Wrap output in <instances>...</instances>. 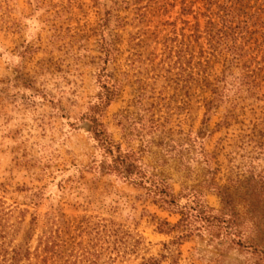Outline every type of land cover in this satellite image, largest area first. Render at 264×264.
Segmentation results:
<instances>
[{"label":"rangeland","instance_id":"374dc122","mask_svg":"<svg viewBox=\"0 0 264 264\" xmlns=\"http://www.w3.org/2000/svg\"><path fill=\"white\" fill-rule=\"evenodd\" d=\"M221 5L242 7L237 50L214 44ZM109 81L112 139L223 222L169 231L179 210L107 168L83 116ZM18 250L19 264H264V0H0V264Z\"/></svg>","mask_w":264,"mask_h":264},{"label":"trees","instance_id":"16d2710c","mask_svg":"<svg viewBox=\"0 0 264 264\" xmlns=\"http://www.w3.org/2000/svg\"><path fill=\"white\" fill-rule=\"evenodd\" d=\"M233 7L220 6V10L225 14L221 16L222 28L217 32V41L214 44H223L235 40V44H231L228 48L231 50H237V38L235 34L240 30L243 31L241 12L242 7L238 12ZM234 37V38H232ZM107 84V85H106ZM106 93L100 97V101L91 107L90 111L83 116L91 124L90 131L98 142L104 147L106 153L110 156V163L108 169L124 179L131 180L139 185H147L150 193L169 208H176L182 214L180 222L174 226H171L168 230L180 229L183 236H189L193 231L198 229V223H204L205 226L213 225L221 221V217L216 215L211 208L205 203L199 201L196 197L191 200L192 205H180L178 199L181 195H175L168 182L163 178H158L156 181L151 182L150 178L142 171L139 158L134 153H127L121 149V146L116 143L110 133L106 129L102 116L108 106L116 99L119 88L116 83L109 81V84L105 82ZM195 204V205H194ZM163 224L169 225L168 222ZM21 257V251H16L12 259L19 264Z\"/></svg>","mask_w":264,"mask_h":264}]
</instances>
